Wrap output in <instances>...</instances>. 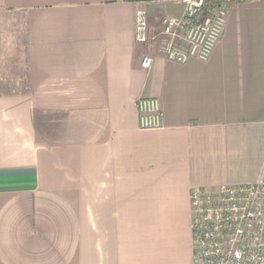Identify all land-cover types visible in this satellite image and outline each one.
<instances>
[{
  "label": "crops",
  "instance_id": "1",
  "mask_svg": "<svg viewBox=\"0 0 264 264\" xmlns=\"http://www.w3.org/2000/svg\"><path fill=\"white\" fill-rule=\"evenodd\" d=\"M0 11L23 21L28 74L0 94V264H193L191 191L264 169V0H231L210 57L183 63L157 53L181 0ZM139 98L160 102V128H139Z\"/></svg>",
  "mask_w": 264,
  "mask_h": 264
},
{
  "label": "built area",
  "instance_id": "2",
  "mask_svg": "<svg viewBox=\"0 0 264 264\" xmlns=\"http://www.w3.org/2000/svg\"><path fill=\"white\" fill-rule=\"evenodd\" d=\"M230 1L181 0V16L161 22L157 53L178 63L206 61L222 35ZM146 32L145 16L140 13L136 41L145 43ZM151 64L150 56L142 59L143 69ZM136 109L141 130L160 128L157 99L139 98ZM190 211L193 264H264V169L253 185L192 190Z\"/></svg>",
  "mask_w": 264,
  "mask_h": 264
},
{
  "label": "rangeland",
  "instance_id": "3",
  "mask_svg": "<svg viewBox=\"0 0 264 264\" xmlns=\"http://www.w3.org/2000/svg\"><path fill=\"white\" fill-rule=\"evenodd\" d=\"M27 88L23 21L20 16L0 11V94L25 92Z\"/></svg>",
  "mask_w": 264,
  "mask_h": 264
}]
</instances>
